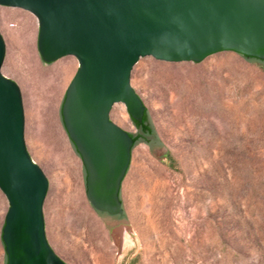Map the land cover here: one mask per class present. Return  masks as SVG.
Instances as JSON below:
<instances>
[{"label": "rangeland", "instance_id": "rangeland-1", "mask_svg": "<svg viewBox=\"0 0 264 264\" xmlns=\"http://www.w3.org/2000/svg\"><path fill=\"white\" fill-rule=\"evenodd\" d=\"M0 34V71L20 90L25 148L48 184L45 238L65 264H264L263 66L233 52L134 65L130 85L166 156L157 160L144 143L131 148L119 190L127 224L106 227L61 121L76 60L43 63L36 19L22 10L0 6ZM109 119L136 134L122 105ZM7 208L0 192V232Z\"/></svg>", "mask_w": 264, "mask_h": 264}, {"label": "water", "instance_id": "water-1", "mask_svg": "<svg viewBox=\"0 0 264 264\" xmlns=\"http://www.w3.org/2000/svg\"><path fill=\"white\" fill-rule=\"evenodd\" d=\"M0 6L36 19L43 63L77 62L61 121L84 168L86 198L106 227L127 224L119 190L133 142L109 113L123 105L131 121L141 122L145 107L130 85L134 65L147 57L199 63L223 52L264 61V0H0ZM4 54L0 34V69ZM149 148L157 160L165 158L161 143ZM47 185L25 148L20 90L0 71V192L8 203L3 264H65L45 238Z\"/></svg>", "mask_w": 264, "mask_h": 264}, {"label": "trees", "instance_id": "trees-1", "mask_svg": "<svg viewBox=\"0 0 264 264\" xmlns=\"http://www.w3.org/2000/svg\"><path fill=\"white\" fill-rule=\"evenodd\" d=\"M244 59L248 61H254L256 63H259L261 65H264V61H260L254 58H245ZM64 99V98H63ZM63 103V100H62ZM62 105V104H61ZM61 109V107H60ZM137 130L136 134H129V136L132 139L133 146L137 143H144L149 147L152 146H160V143L155 135L154 129L150 123L149 116L147 113V110L145 109L142 120L140 123L131 121ZM6 263V262H5Z\"/></svg>", "mask_w": 264, "mask_h": 264}, {"label": "bare ground", "instance_id": "bare-ground-1", "mask_svg": "<svg viewBox=\"0 0 264 264\" xmlns=\"http://www.w3.org/2000/svg\"><path fill=\"white\" fill-rule=\"evenodd\" d=\"M123 106V105H122ZM124 107V106H123ZM122 237V236H121Z\"/></svg>", "mask_w": 264, "mask_h": 264}]
</instances>
